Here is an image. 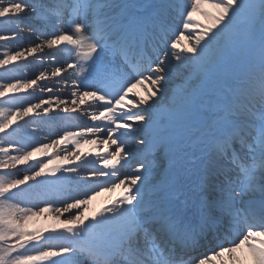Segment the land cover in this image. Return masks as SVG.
Here are the masks:
<instances>
[{
    "label": "snow or ice",
    "instance_id": "snow-or-ice-1",
    "mask_svg": "<svg viewBox=\"0 0 264 264\" xmlns=\"http://www.w3.org/2000/svg\"><path fill=\"white\" fill-rule=\"evenodd\" d=\"M201 2L0 0V41L28 45L0 65L45 46L51 51L37 63L52 64V77L64 69L55 66L62 51L75 60L73 75L55 83H37L46 74L40 71L0 84V97L32 90L30 99L6 97L15 116L35 113L25 126L45 122L50 117L41 113L55 106L51 118L64 119L91 97V120L109 122L103 131L93 123L26 143L15 138L20 124L5 131L11 113L0 109V169L11 178L0 180V209H13L0 210V264H211L209 253L243 264L233 255L241 248L264 264V239L256 240L264 237V0H215L218 15L185 48L178 34ZM69 80L74 108L61 98ZM144 81L151 90L126 102ZM85 134L115 145L97 157L102 167L88 170L91 180L78 152L57 150L89 143ZM69 183L77 187L66 194ZM86 184L94 187L80 191ZM121 187L118 199L85 214L101 191ZM36 190L44 207L32 203ZM44 213L56 222L53 231L25 230Z\"/></svg>",
    "mask_w": 264,
    "mask_h": 264
},
{
    "label": "rangeland",
    "instance_id": "rangeland-1",
    "mask_svg": "<svg viewBox=\"0 0 264 264\" xmlns=\"http://www.w3.org/2000/svg\"><path fill=\"white\" fill-rule=\"evenodd\" d=\"M203 1H207V2H210V3H214L215 2V0H203ZM200 5H203V4H200ZM203 7L202 6H200V10L199 11H197V14L199 15V16H201V18H204L203 17V15H201V12H207V10L204 8V9H202ZM218 9L216 10V12H214V11H212V12H210L209 14V17L208 18H205L206 20H207V23H204L203 24V27H202V29L203 28H205V27H208L210 24H211V19H210V17L211 16H214L215 14L216 15H218ZM214 14V15H213ZM201 29V30H202ZM200 29H198V30H196V32H194V33H192L193 35H192V37H191V39H189L188 38V36H187V34L184 36V37H181L180 38V40H179V43L181 44V45H183L185 48L186 47H190V45H191V42H194V39H195V36L197 35V34H199V32L201 31ZM190 32V31H189ZM7 35L9 36V37H11V34L10 33H7ZM183 41H185V43L183 42ZM25 43H26V41H25ZM54 47H56V46H54ZM19 48H22L20 51H22L23 50V47H18V45H17V43H15V45H12V48H9L10 50H7L6 51V53L7 52H9V51H12V52H15V51H18V49ZM58 48V47H57ZM182 49H180V48H177V51H181ZM51 51V50H50ZM4 52V50L3 49H1L0 48V59H4L5 58V52ZM46 51H41V52H39V53H33V54H28V53H25L22 57H20L19 59H13L12 61H10L9 62V64H7V65H0V73L1 72H6L5 71V69H8V71L6 72V73H8V74H10V75H13L14 76V81L15 82H17V80H20L21 82L24 80V79H36L37 78V76L39 75V72L37 73V74H29L30 73V71L32 70V69H34L35 67H38L39 65H40V63H37V61H39L40 60V58H41V56L43 55V53H45ZM47 52H49V51H47ZM63 53H65V52H63ZM13 56H14V54H12ZM33 56H35L36 57V59L35 60H33ZM43 64H45V65H51V67H53V65L52 64H50V63H48L47 62V60H45V62L43 63ZM13 66H16V67H13ZM55 66H58V63L55 65ZM52 71V70H51ZM44 79H46V80H43L42 82H40V83H46V82H50V83H55V82H57L58 80H59V77H52L51 76V72L50 73H48V74H45V77H44ZM148 83V82H147ZM66 85V84H65ZM34 88H35V85L33 86ZM145 89H148L149 91L151 90V85L148 83L147 84V87L145 88ZM145 89L143 90V92H145ZM32 90L31 89H22L21 90V92L20 93H18L19 95V97H26L27 96V94L29 93V92H31ZM61 91H62V96H61V98L62 99H64L65 101L68 99V97H67V93H65V86L61 89ZM10 94V92L9 93H6V97L8 96ZM17 94V93H16ZM12 96H15V95H12ZM6 97H0V101H4V103H0V105H6V103H7V100H6ZM44 98L45 99H48V96H47V94L45 93L44 94ZM137 99H138V97H136ZM30 99V98H29ZM56 112H57V109H56V107L55 106H53V108L52 109H50V113H48V114H45V113H41V115H43V116H46V117H50L47 121H45V122H40V121H38V122H36V123H29L27 126H25L24 124L22 125V129L24 128V130H20V129H18L17 130V132H16V134H15V137L17 138V139H20V140H22V141H24V142H30V140L29 139H27L28 137L29 138H34V135H37L38 134V140L37 141H40V139L42 138V136H46L45 134H43V133H50V130H51V126H49V125H47V122L48 123H52V125H55L56 123H57V121L56 120H53L54 118H51V117H53V116H55V115H52L51 116V113H55L56 114ZM61 113H63L62 112V110H60V115H61ZM36 114L35 113H33V112H30L29 113V116H26L25 118V120H28L29 119V117L30 116H35ZM4 120H5V118L2 120L3 122H4ZM11 120V119H10ZM18 120L19 119H16V120H14V122H12L11 124H9V129L7 130V131H9L12 127H14L16 124H19V122H18ZM53 131V130H52ZM2 134V133H1ZM60 136V135H59ZM59 136H53V137H50L51 139H58L59 138ZM49 138V137H48ZM42 141H44V142H47L48 140H42ZM32 143H35V141H31ZM58 147H63V148H67L69 151H76V152H78L79 151V148H75V146L73 145V147H72V149L68 146V145H64V144H61V145H59ZM57 150H60V149H57ZM49 151H51V150H49ZM38 158H39V156H37ZM75 163H77V161H75ZM18 168H21L22 169V167H24V166H17ZM26 167V166H25ZM66 187V186H65ZM65 187H64V192H67V189H65ZM67 188V187H66ZM39 190H36V191H34V196L36 195V192H38ZM101 194V193H100ZM99 197H100V195H98ZM36 197H39V196H37L36 195ZM40 198V197H39ZM47 198V197H46ZM49 198V197H48ZM50 198H55V197H50ZM104 198V197H103ZM106 198H107V200H108V196H106ZM41 203H42V201H41ZM40 203V204H41ZM40 204H38V205H40ZM44 206V204L42 203L41 205H40V207H43ZM58 206V205H57ZM94 206H91L90 208H87V211H86V215L87 216H89V217H91L92 215H89V210H91V208H93ZM67 215L68 214H64L62 217H67ZM34 218V217H33ZM33 218H32V221H33ZM35 220H36V218H35ZM26 226H28L27 224H26ZM24 228H25V230H26V228L27 227H25L24 226ZM51 232V231H50ZM15 241L13 240L12 241V243H14ZM32 255H35V253H31Z\"/></svg>",
    "mask_w": 264,
    "mask_h": 264
},
{
    "label": "bare ground",
    "instance_id": "bare-ground-1",
    "mask_svg": "<svg viewBox=\"0 0 264 264\" xmlns=\"http://www.w3.org/2000/svg\"><path fill=\"white\" fill-rule=\"evenodd\" d=\"M201 4H203V5H200V6H202L203 8L202 9H206L207 10V13L209 14L210 12H212V11H214V12H216V10H217V8H214L213 6H212V3H210V2H205V1H203L202 0V2H201ZM210 15V14H209ZM214 15V14H213ZM216 15V14H215ZM214 15V16H215ZM204 18H201V16H199L198 14H197V12H195V13H193V17H192V21H193V23H192V25L190 26V28L188 29V30H185V33L184 34H178L179 36H180V38L181 37H184L189 31L191 32V33H194V32H196V30H198V29H202V27H203V24L204 23H207V20L205 19V18H208V17H205V16H203ZM7 34V33H6ZM12 39V37H9V40H11ZM184 43H185V41H183ZM12 45H15V43L13 42V43H8V42H6V41H0V48L1 49H3L4 50V54H6V51L7 50H10L9 48H12ZM18 45V44H17ZM25 46H28L25 42H22L21 44H19L18 45V47H25ZM22 48H19L18 50L20 51ZM15 52H12V51H9V52H7V54H10V55H12V54H14ZM41 69V71L42 70H45V69H47V68H40ZM40 72V71H39ZM34 73H37L36 72V70H34ZM5 82H7V83H15V81H14V76L13 75H10V74H8V73H6V72H1L0 73V84H3V83H5ZM23 82V81H22ZM146 84H148V83H143V86H140V85H137L134 89H133V93H130V95H133V94H138L137 95V97H138V99H139V97L140 96H144L145 95V92H143V90L146 88ZM10 92V94L7 96V97H12V95H15V96H18L19 94L17 93H14V92H12L11 90H8L7 91V93H9ZM24 98H28V97H24ZM71 99L72 98H70V99H68V101L66 102L67 104H68V106L69 105H72L71 104ZM127 99V98H126ZM129 99V98H128ZM127 99V100H128ZM127 100H126V102H127ZM0 109H3V111L5 112V114L7 115L8 113H11V115L10 116H8V119H11V120H15V119H19L20 120V122L19 123H21L22 121H24V118H19V117H17V116H15V109L14 108H11V107H9V104H8V102L6 103V105H0ZM5 117L4 116H0V123H3V119H4ZM68 127H72L71 125H67V128ZM22 128V127H21ZM9 128H6L5 129V131H7ZM0 135H2L1 133H0ZM57 137V136H56ZM28 139H30V138H28ZM57 139V138H56ZM46 140H48L47 142H50V139L49 138H47ZM26 143H32L31 142V139H30V142H26ZM63 147H58L57 149H62ZM59 151V150H58ZM63 154V152H61V155ZM38 158V157H37ZM23 168H25V167H23ZM22 168V169H23ZM4 169H0V180H5V181H7V180H9V179H11L10 177H8L7 175H3L2 173H4ZM13 171H15V170H13ZM104 193V192H103ZM103 193H101V194H99L100 195V197L98 196V195H96L90 202H89V204L86 206L87 208H90L91 206H94L93 208H91V210H89V215H94L99 209H101V208H103V207H105V206H107L108 204L107 203H109V199L107 200V198H106V196H107V194L105 195V194H103ZM105 196V197H104ZM104 197V198H103ZM109 198H111V196H109ZM12 202H9V204H11ZM107 204V205H106ZM24 205H21V207H23ZM45 206V205H44ZM43 206V207H44ZM0 210H2V211H4V212H10V211H13V209L11 208V207H4V208H2V209H0ZM34 210H36V209H34ZM45 217H49V214L48 213H44L42 216H38V217H34L33 218V221H32V219L31 220H29L26 224L28 225V226H26V224H24L23 225V227L25 226V227H27L26 228V230H28V231H32V230H35V229H43L44 230V232L45 233H48V232H50V231H53V228H52V225L53 224H55L56 222L54 221V220H52L50 217L49 218H45ZM35 218H36V220H35ZM64 218H66V217H61V219H64ZM52 242H56V241H52ZM242 252H240V254H238L237 256V258L239 259V257H240V255L242 256L239 260H242V262H244V264H255V261H254V259H253V257L251 256V254L249 253V251L246 249V254H241ZM225 258V257H224ZM229 262V264H232V262L231 261H227V263ZM222 263H224V264H226V260H223V262ZM213 264H217V262L216 263H213ZM218 264H220V263H218Z\"/></svg>",
    "mask_w": 264,
    "mask_h": 264
}]
</instances>
